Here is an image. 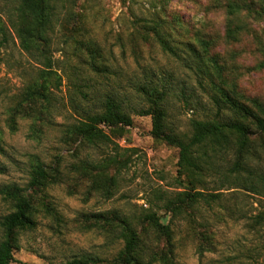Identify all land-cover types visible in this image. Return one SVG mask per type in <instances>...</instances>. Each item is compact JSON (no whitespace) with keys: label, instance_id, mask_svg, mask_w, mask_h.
Returning <instances> with one entry per match:
<instances>
[{"label":"trees","instance_id":"1","mask_svg":"<svg viewBox=\"0 0 264 264\" xmlns=\"http://www.w3.org/2000/svg\"><path fill=\"white\" fill-rule=\"evenodd\" d=\"M172 1L154 0V12H150L149 18H139L136 34L144 43L157 44L168 58L184 63L207 95L209 106L215 110L213 117L207 114L204 119L193 120L189 135L180 133L169 119L171 98L179 96L186 101L187 92H174L170 80L166 81L164 76L136 85V91L145 103L141 109L132 108L114 91L102 95L96 91L91 96L84 91L87 86L80 83L86 81L81 77L84 71L106 78L109 65L95 41L80 38L86 34L85 18L78 13L81 11H76V0H0L1 12L9 15L7 26L0 16V54L9 43L11 31L20 49L34 64L33 73L8 110L7 123L12 132L17 131L20 119L31 121L32 139H39L47 129L57 125L56 118L63 107L58 92L68 79L82 101L71 99L77 117L63 126L65 141L113 149V153L99 163L82 161L76 166L78 173L89 175V192L100 193L106 198L115 195L118 175L131 163L125 154L135 151L121 148L116 141L126 137L133 125V115L151 117L152 137L179 150L178 177L190 185V189L183 188L171 196L159 193L162 206L136 218L115 210L86 216L95 227L117 234L123 247L113 260L84 259L69 264H177V245L171 222L184 215L191 218L192 213L203 205L209 208L221 206L219 193L198 191L197 187L205 186L215 167L213 159L223 157V154L232 157L230 174H237L232 177L234 181L227 183L254 194L264 192V173L255 174L252 166L254 158L264 153V101L248 97L240 89L242 72L228 62L233 61L236 54L226 58L216 51L221 41L234 44L249 36L264 54V32L259 31L264 22V0H214L213 9L222 11L225 18L222 35L213 28L209 30L207 24L197 26L183 18L179 11L170 8ZM58 32L66 35V44L74 45L77 53L84 55L81 65L71 62L64 48L57 50L64 53L63 58L55 57L54 36ZM252 70H264V60L249 68ZM84 102L88 107L80 109ZM1 134L0 125V140ZM112 168L116 170L114 175H110ZM63 180L64 172L59 163L48 164L35 156L26 187L9 184L0 189L3 201L10 207V212L1 221L0 264H13L15 254L20 250L21 234L36 228L39 213L56 215L48 190ZM162 210L166 217L159 215ZM167 216H170L168 222ZM254 219L256 225L264 228V211Z\"/></svg>","mask_w":264,"mask_h":264},{"label":"rangeland","instance_id":"2","mask_svg":"<svg viewBox=\"0 0 264 264\" xmlns=\"http://www.w3.org/2000/svg\"><path fill=\"white\" fill-rule=\"evenodd\" d=\"M76 11L85 18V37L97 43L109 65L106 78L91 76L86 71L81 76L86 81L84 91L90 96L114 91L126 99L132 108L141 109L144 102L136 91V85L150 79L170 80L174 92H187L183 97L171 98L169 119L180 133L189 135L192 121L213 117L215 110L208 104V97L196 81L195 75L175 59L168 58L155 43H144L137 37L136 24L139 18H149L154 12V0H76ZM214 0H173L170 8L195 24H207L221 35L224 33L225 18L222 11L214 10ZM209 7H212L210 9ZM0 16L9 25V15ZM264 32V22L259 27ZM9 32V43L1 49L0 64V189L9 184L26 187L29 182L33 157L37 156L48 164L59 163L64 172L62 183L48 190L56 215L39 213L36 228L21 234L20 250L13 264H69L74 260H113L123 247L117 234L95 227L86 216L107 211H118L132 217L141 216L162 206L159 193L173 195L190 189L187 180L178 177L179 150L151 135V117L133 115V125L126 137L116 142L121 148L134 149L126 152L131 163L118 175V186L112 198L100 193L89 192V175L78 173L76 166L82 161L99 163L113 153L112 147H87L69 144L62 133L64 125L74 122L71 99L81 100L75 88L65 79L58 96L62 113L56 118L57 125L47 129L39 139L30 138L31 121L20 119L18 129L12 132L7 123L8 110L21 94L26 81L33 73L34 64L24 53ZM12 36L15 41H13ZM264 38V34H263ZM66 35L58 32L54 36L55 57L63 58L62 48L70 61L80 64L85 57L77 53ZM226 58L235 53L228 62L240 68V89L248 97L264 101V70H252L264 60L249 36L239 43L226 44L221 41L217 48ZM82 64V63H81ZM80 64V65H81ZM85 69V67L80 66ZM68 74L69 71H68ZM155 75V77H154ZM104 79V80H103ZM165 81V82H166ZM169 84V83H168ZM170 85V84H169ZM181 96V95H180ZM80 109H86V102ZM65 107V108H64ZM215 167L204 187L198 191L219 193L221 206L206 205L171 222L175 235L177 264H264V228L256 225L254 217L264 211V192L254 194L241 186L227 183L234 181L230 174L232 157L213 159ZM254 173H264V153L252 161ZM116 173L110 169V175ZM244 176H247L242 172ZM231 175V176H229ZM229 176V179H225ZM232 177H234L232 179ZM223 180V181H220ZM224 184V187H221ZM204 189V190H203ZM10 212V207L0 195V240L1 221ZM159 215L166 217L159 211ZM88 219V218H87ZM170 216H167L168 222Z\"/></svg>","mask_w":264,"mask_h":264}]
</instances>
